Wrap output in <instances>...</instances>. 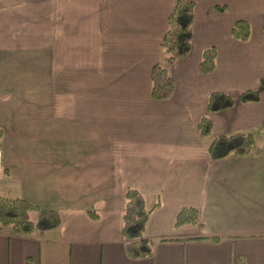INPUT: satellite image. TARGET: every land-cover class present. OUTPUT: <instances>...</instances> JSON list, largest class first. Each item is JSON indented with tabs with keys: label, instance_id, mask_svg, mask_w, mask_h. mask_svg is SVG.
<instances>
[{
	"label": "crops",
	"instance_id": "0c3cea01",
	"mask_svg": "<svg viewBox=\"0 0 264 264\" xmlns=\"http://www.w3.org/2000/svg\"><path fill=\"white\" fill-rule=\"evenodd\" d=\"M176 1L0 0V194L60 217L43 233L0 226V264H264V0H188L190 51L167 64ZM238 19L244 41L231 34ZM209 47L215 67L202 73ZM155 64L174 82L161 101ZM256 89L259 100H237ZM214 92L235 104L210 112ZM232 133L251 134L254 150L212 160L211 138ZM128 188L151 209L142 259L124 250ZM183 207L196 223L175 226Z\"/></svg>",
	"mask_w": 264,
	"mask_h": 264
},
{
	"label": "trees",
	"instance_id": "16d2710c",
	"mask_svg": "<svg viewBox=\"0 0 264 264\" xmlns=\"http://www.w3.org/2000/svg\"><path fill=\"white\" fill-rule=\"evenodd\" d=\"M219 12L225 6L216 8ZM194 4L188 0H177L167 18V27L160 42L166 63L185 57L191 47L192 23ZM264 31V22H263ZM235 39L246 40L249 36V25L245 20H236L231 28ZM216 49L209 47L203 50L200 62L202 73L214 70ZM150 94L154 100L161 101L169 98L174 91V82L167 68L160 64L152 66L150 71ZM260 87L264 89V75L260 79ZM237 100L241 103L259 100V90H246L239 94ZM236 99L223 92H214L208 98L210 112L221 111L232 107ZM211 120L202 116L198 131L201 137H208L211 133ZM2 130L0 129V139ZM255 148V139L251 134L232 133L211 138L207 150L212 160L223 159L229 155L244 156ZM37 212L36 220L31 214ZM151 209L145 205L140 192L128 188L125 192V207L123 213L122 237L125 240L124 250L130 259H142L151 255L152 242L144 237V230ZM96 215H92L95 217ZM198 212L195 208H181L175 219V226L187 223H196ZM60 225V217L54 210L40 211L36 205L21 198H14L0 194V226L8 227L16 235H28L35 231L43 233L55 229ZM216 240L217 238H212Z\"/></svg>",
	"mask_w": 264,
	"mask_h": 264
}]
</instances>
